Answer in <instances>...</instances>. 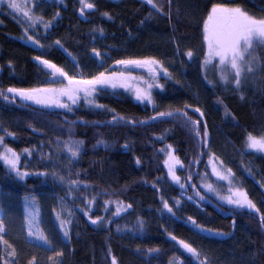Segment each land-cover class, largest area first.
<instances>
[{
  "label": "trees",
  "instance_id": "1",
  "mask_svg": "<svg viewBox=\"0 0 264 264\" xmlns=\"http://www.w3.org/2000/svg\"><path fill=\"white\" fill-rule=\"evenodd\" d=\"M90 2L95 3L97 9L86 10L85 18L79 14L78 0H66L67 7L61 6L59 9L61 19L49 35L40 37L42 43L49 45L55 39H61L65 47L77 56L81 66L87 65L85 75L103 70L97 69L96 62L91 59L93 46L102 53L107 52L111 57L105 60L106 66L121 58L147 56L162 58L165 66L170 68L175 78L181 80L182 84L169 82L166 84V91H154L159 110H167L169 105L182 107L185 102L200 107L205 112L212 151L223 159L226 166L233 169L250 197L264 211V189L257 183L264 179V154L245 147L248 132L253 135L264 132V92L248 86L244 90L245 99L241 101L238 93L223 86L213 88L209 85L203 79L204 71L201 68L203 53L206 51L203 42V19L212 3H228L230 0H173L171 20L168 16L157 13L149 5L143 4L141 0H90ZM157 3L162 5L164 12L169 11L167 0H157ZM235 3L257 16L264 15L261 11L264 8V0H235ZM4 8L0 11L2 21L0 87L42 86L46 77L38 67V62L33 60L34 56L42 54V50L18 38L22 34V28L18 23L21 17L15 14L14 18L6 6ZM56 10L55 7L45 6L42 13L46 18H50ZM103 12L110 13L113 19L108 20L102 16ZM150 12L153 19L146 20L141 27L140 21ZM100 27L104 29V36L96 33L97 39L93 44L91 30ZM40 31H43L42 27ZM174 40L178 41L181 53L188 49L194 51L191 61L186 56L175 55ZM257 54L264 56V51ZM44 58L65 67L70 74L73 72L70 58L60 49L49 52ZM173 59L177 61L174 65L169 63ZM180 60H184L185 64H180ZM9 61L12 62L11 68L8 66ZM209 70L208 77L216 79L215 73ZM135 71L142 72L139 69ZM161 83L164 81L161 80ZM218 97L224 104L216 102ZM98 103L107 106L108 109H114L115 114L130 119L142 120L154 115L151 105L138 102L133 95L125 93L123 89L116 90L115 94L112 90L99 94ZM224 105L229 109L231 116H225ZM35 107L37 106L21 107L19 103L5 105L4 101L0 100V126L15 133V137H6V143L18 152L26 147L35 149L32 156L22 155L21 168L26 167L30 172L44 171L46 168L51 170L52 165L47 159L49 153L54 154V160H60L62 164L67 165V154L55 155L56 137L68 138L67 128L62 127L66 120L83 119L88 123H77L72 130L73 139L84 141L81 156L73 162V170L79 171L81 173L79 178L90 183L95 191L114 190L113 199L119 197L133 205L128 213L114 217L115 223L108 228L92 225L77 209L71 230V241L66 245L65 254L61 258L62 264H110L111 258L107 256L109 248L116 256L118 264H145L148 260H151L152 264H167L174 251L182 259H191L168 238L165 228L179 239H184L200 249L209 257L211 264H264V254L259 253L260 248L264 246V234L261 233L258 217L250 220L247 211L240 212L236 216L237 222L233 228L229 211L217 209L215 205L219 202L203 188L200 190L209 197V200L201 202V206L197 207L194 201H187V196L193 194L190 184L188 191L183 194L179 186L167 178L159 182V191L152 187V182L156 181L157 177H166L167 173V168L163 164L165 156L157 152V149L164 147L165 144H172L176 149L175 154L185 165L193 158L197 147L186 129L168 121H156L135 128L123 124L107 125L105 121L111 120L112 112L89 108L83 102L73 113L57 108L40 109V112L48 114L43 118L32 111ZM189 112L194 118L199 115L192 113L191 109ZM30 123L38 131L29 128ZM165 130H170L166 139L156 140V136ZM0 134L3 132L0 131ZM99 140H104L107 147L98 144ZM125 143L130 145L129 149L123 147ZM136 157L141 158V165L135 163ZM207 161V155L201 157V163L193 168L194 179L191 183L199 184L198 174L205 171ZM245 167L251 168L253 175H249ZM207 171L211 173V168H207ZM177 174L183 180L186 171L177 166ZM211 179L215 181L216 178ZM145 180L148 182L145 183ZM44 190L52 193L57 208L59 202L57 198L65 196V190L50 176L47 179L29 176L25 181H18L7 174L6 168L0 162V208L9 224L8 238L20 252L19 264H27L33 255L37 257L36 264H49L47 257L51 256L52 252L48 250V246L25 240L19 230L22 222L20 197L34 194L41 204V223L47 230L49 238L56 242V234L59 232L53 211L56 208L49 206L44 200L41 194ZM161 194L169 199L170 203L173 202L171 199L173 197H180L185 201L177 212L179 218L172 217L167 212L162 214L157 211L161 207ZM105 198L107 197L99 199L93 208L94 214L110 216L115 210V206L112 205L109 212L103 211ZM137 216L143 217L146 221L143 233L116 231V223L121 228L125 225L132 227ZM187 216H192L198 223L208 228L224 233L231 232L232 235L209 236L207 233H200L185 222L184 218ZM149 247H160L162 254L158 258H155L156 254L145 256L143 250ZM137 248L142 251L138 252ZM192 264L197 262L192 261Z\"/></svg>",
  "mask_w": 264,
  "mask_h": 264
},
{
  "label": "snow or ice",
  "instance_id": "2",
  "mask_svg": "<svg viewBox=\"0 0 264 264\" xmlns=\"http://www.w3.org/2000/svg\"><path fill=\"white\" fill-rule=\"evenodd\" d=\"M79 14L86 18V10H96L97 5L90 0H78ZM143 4L149 5L155 9L157 13L168 16L171 20V9L173 0H167L169 11L164 12L162 5L157 3V0H141ZM9 10V14H19L21 19L18 20L22 28V34L18 37L26 43L34 44L42 50L41 55H36L33 60L38 62L46 77L42 86L39 87H0V100H3L5 105L20 104L21 107H31L32 111L41 118L48 115L40 112V109L57 108L63 109L67 113H73L81 102L89 108L112 112V118L105 121L107 125H120L126 127L147 126L153 122H171L179 127L186 129L191 139L195 142L197 151L193 154V158L185 165L184 161L176 155V149L172 144H165L164 147L156 151L165 156L163 161L164 167L167 168L166 177H157L156 181L152 182V187L159 191L158 184L163 179L170 181L179 186L181 193L188 191L189 184L193 190L192 195L187 196V201H194L197 207L201 206V202H206L209 197L201 192V188L205 192L215 196L219 202L215 206L220 211H229L232 217L233 228L236 225V216L243 211H247L249 219L258 217L261 233L264 234V211L250 197L249 192L243 187L242 181L238 180L236 173L231 167L224 164L223 159L216 155L211 149L210 133L205 112L198 106H194L185 102L182 107L168 106L167 110H159V106L153 95L155 90L160 92L166 91V84L172 82L176 85H181L182 81L175 78V75L162 58L155 56H147L143 58H121L116 59L112 65H105L106 59H111L107 52L102 53L98 48H91V59L96 62L98 70L94 74L89 72L85 75L87 65L81 66L77 56H75L68 48L65 47L61 39L57 38L51 44L45 45L40 37L50 34L56 27V24L61 19L60 7H67L66 0H0V11L4 7ZM45 6L55 7L57 10L50 18H46L42 9ZM40 10V11H38ZM264 12V8L261 10ZM179 10L177 9V15ZM108 20L113 17L108 12L101 13ZM153 19V14L150 12L144 20L140 21V26H144L146 20ZM2 23V21H0ZM42 27L43 31H40ZM175 31V29H173ZM34 33V34H33ZM96 33L99 36H104V29L93 28L91 30L92 43L97 39ZM131 35V32H129ZM175 43V55L186 56L189 61L194 57V51L188 49L181 53L178 41ZM203 42L206 45V51L203 53L201 68L204 71L203 79L207 81L213 88L223 86L225 89L238 93L241 101L245 99V89L248 86L258 88L264 92V56L258 55V52L264 51V15L257 16L251 13L245 7L235 3V0L230 2L212 3L207 11L206 17L203 19ZM60 49L70 58L73 72L70 74L65 67L54 63L51 59L44 58L49 52ZM177 61L171 60L169 63L174 65ZM180 64H185L184 60L179 61ZM9 68L12 67V62L9 61ZM215 70L216 79H210L207 75L209 68ZM142 70L141 73H136L135 70ZM183 75V73H181ZM161 80L164 83H161ZM123 89L125 93H129L140 103H147L153 108L154 115L147 119H130L121 115L115 114L114 109H108L107 106L98 103V96L101 93L112 90L115 94L116 90ZM218 104H224V101L217 98ZM225 116H231V113L226 105ZM199 114L195 117L190 114ZM234 119V117H232ZM77 123L87 124L88 121L66 120L62 127L67 128V139L56 137L55 155L61 153L67 154V165H64L60 160H54L53 153L47 155L49 163L52 165L51 170L47 168L44 171L30 172L27 168H21L22 155L27 154L32 156L34 148H24L18 152L13 147L6 143V137H15V133L9 132L7 129L0 126V162L3 163L7 170V174L18 181H25L29 176H37L47 179L49 176L58 186H62L65 190V196L58 197V205L55 212V220L58 222L60 235L59 244L67 245L71 241V230L77 215V209L83 213L88 221L95 226L108 228L109 225L115 223L114 217H121L123 213H128L133 208L131 203L119 199H113L115 191L101 189L95 191L93 186L81 180V173L73 170V162L77 161L81 156L84 148L83 140L73 139L72 130ZM95 123V122H94ZM29 128L33 131H38L30 123ZM170 130H165L164 133L156 136V140L163 141L166 139ZM49 143H52L49 141ZM98 144H107L104 140L97 141ZM124 148L129 149L130 145L125 143ZM245 147L254 152L264 154V132L260 135H253L248 132L245 138ZM206 150V151H205ZM207 155L208 161L205 165V171L199 173V184L191 183L194 179L193 168L201 163V157ZM135 163L141 165L140 157L135 158ZM177 166L186 171V175L182 177L177 174ZM211 168V173L207 168ZM245 171L249 175H253L251 168L245 167ZM75 177V178H73ZM215 177V181L211 179ZM145 183L148 181L145 180ZM260 187L264 189V179L257 181ZM103 199V211L109 212L110 206L114 205L115 210L110 216L96 215L93 208L98 204V201ZM69 198H71L69 200ZM172 203L166 199L163 194L160 195L161 207L157 211L167 212L172 217H177V212L183 207L180 197H173ZM79 201V203H78ZM225 205L227 208H225ZM58 209V210H57ZM179 218V217H177ZM185 222L190 224L200 233H207L209 236H231L232 233H224L219 230L208 228L205 225L198 223L192 216H187ZM146 221L141 216L136 217L132 227L125 225L123 228L116 223V231L141 232L145 230ZM9 224L4 218L3 210L0 209V264H19L20 252L18 248L10 241ZM26 229L25 240H35L41 242L42 245L48 246V250L52 252L51 256L47 257L49 264H62L64 251L58 248L56 242L45 235L39 227V208L38 198L34 194H26L24 196V216L21 230ZM110 231V229H109ZM168 238L174 241L184 253L191 259H182L175 251L168 258L167 264H192L196 261L197 264H211L209 257L200 249L193 246L192 243L179 239L172 232L164 229ZM19 238V235H17ZM137 251H142L137 248ZM260 254H264V246L259 250ZM145 256H153L158 258L162 254L160 247H149L143 250ZM107 256L110 257V264H118L115 255L112 254L111 248L108 249ZM255 258V257H254ZM37 257L33 255L27 264H36ZM145 264H152L151 260Z\"/></svg>",
  "mask_w": 264,
  "mask_h": 264
},
{
  "label": "rangeland",
  "instance_id": "3",
  "mask_svg": "<svg viewBox=\"0 0 264 264\" xmlns=\"http://www.w3.org/2000/svg\"><path fill=\"white\" fill-rule=\"evenodd\" d=\"M211 7V6H210ZM5 9V8H4ZM210 70V72L212 73H215V70L214 69H212L211 67L209 68ZM208 71V70H207ZM41 194H42V197L44 198V200L48 203V205L49 206H51V207H53V208H56V204H55V200H54V196L52 195V193L51 192H49V191H42L41 192ZM19 200V199H18ZM19 206L22 208V218H21V220H22V222H20V227H19V230H20V233H21V236H23L24 238L26 237V229L25 230H21V225H22V223H23V216H24V197H20V200H19ZM38 208H39V227H40V229L43 231V233L45 234V235H47V236H49V234H48V232H47V230L45 229V227L42 225V223H41V219H42V209H41V204L38 202ZM1 209V208H0ZM60 233L59 232H57V234H56V245H57V247L58 248H62V250L63 251H65V249H66V245H60L59 244V240H60ZM29 240H31V239H29ZM32 241H34V242H37V243H41V242H39V241H35V240H32Z\"/></svg>",
  "mask_w": 264,
  "mask_h": 264
}]
</instances>
